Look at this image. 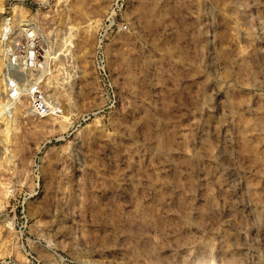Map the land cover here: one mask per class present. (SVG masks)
Returning a JSON list of instances; mask_svg holds the SVG:
<instances>
[{
	"label": "rangeland",
	"instance_id": "1",
	"mask_svg": "<svg viewBox=\"0 0 264 264\" xmlns=\"http://www.w3.org/2000/svg\"><path fill=\"white\" fill-rule=\"evenodd\" d=\"M23 3L60 113L3 128L0 264H264V0Z\"/></svg>",
	"mask_w": 264,
	"mask_h": 264
},
{
	"label": "built area",
	"instance_id": "2",
	"mask_svg": "<svg viewBox=\"0 0 264 264\" xmlns=\"http://www.w3.org/2000/svg\"><path fill=\"white\" fill-rule=\"evenodd\" d=\"M23 1L5 0V8L0 13V80L3 82L0 133L20 105H26L33 116L42 118L55 117L60 113L59 105L47 96L44 89L43 79L52 58L42 49V34L29 18L32 12L24 9V14H20ZM94 62L98 73L104 74L106 68L100 44L97 45Z\"/></svg>",
	"mask_w": 264,
	"mask_h": 264
},
{
	"label": "bare ground",
	"instance_id": "3",
	"mask_svg": "<svg viewBox=\"0 0 264 264\" xmlns=\"http://www.w3.org/2000/svg\"><path fill=\"white\" fill-rule=\"evenodd\" d=\"M15 11H16V13L18 12V9L17 8H15L14 9ZM3 12V8L2 7H0V13H2ZM20 13H21V11H20ZM38 27V26H37ZM40 33H41V31H40ZM43 37V36H42ZM56 55H58L56 52H53L52 53V56H51V58L52 59H56ZM64 85H62L61 83H57V84H61L62 86H66V84H67V81L66 82H62ZM60 85V86H61ZM58 86V85H57ZM57 86H55V87H57ZM59 86V87H60ZM2 87H3V82H1V80H0V96H1V92H2ZM61 88H63V87H61ZM64 89H66V87L64 88ZM55 90V89H54ZM64 91V90H63ZM55 92V91H54ZM54 92H53V94H54ZM57 95V94H56ZM52 95H50V97H51ZM56 97H54V99H55ZM27 114L29 115V116H33V114L30 112V111H28L27 110ZM11 121H14L12 118L10 119V122ZM12 123V122H11ZM10 125V124H9ZM8 126V125H7ZM1 134H2V136H1V138L3 139H1L0 138V142L2 141V144H3V146H4V144H6V143H8V142H12L13 141V139H14V137H15V131H14V128L13 127H6V129L5 130H3L2 132H1ZM7 146V145H6ZM6 146H4V147H6ZM0 207H1V205H0ZM11 224V223H10Z\"/></svg>",
	"mask_w": 264,
	"mask_h": 264
}]
</instances>
